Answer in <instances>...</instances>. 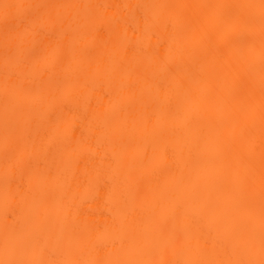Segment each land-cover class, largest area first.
<instances>
[{
    "label": "bare ground",
    "instance_id": "1",
    "mask_svg": "<svg viewBox=\"0 0 264 264\" xmlns=\"http://www.w3.org/2000/svg\"><path fill=\"white\" fill-rule=\"evenodd\" d=\"M261 5L0 0V264H261Z\"/></svg>",
    "mask_w": 264,
    "mask_h": 264
},
{
    "label": "snow or ice",
    "instance_id": "2",
    "mask_svg": "<svg viewBox=\"0 0 264 264\" xmlns=\"http://www.w3.org/2000/svg\"><path fill=\"white\" fill-rule=\"evenodd\" d=\"M11 6L10 5H7L5 4L4 5V8L7 10L8 8H10ZM262 8H264V0H262V5H261ZM261 264H264V260L261 261Z\"/></svg>",
    "mask_w": 264,
    "mask_h": 264
}]
</instances>
